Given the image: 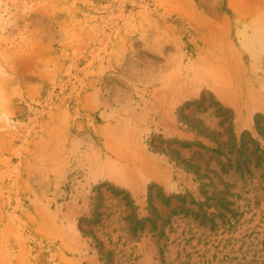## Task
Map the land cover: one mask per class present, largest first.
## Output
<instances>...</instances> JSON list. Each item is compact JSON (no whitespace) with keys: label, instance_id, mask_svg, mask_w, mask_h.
Here are the masks:
<instances>
[{"label":"rangeland","instance_id":"1","mask_svg":"<svg viewBox=\"0 0 264 264\" xmlns=\"http://www.w3.org/2000/svg\"><path fill=\"white\" fill-rule=\"evenodd\" d=\"M4 4L0 264H264V0Z\"/></svg>","mask_w":264,"mask_h":264},{"label":"clouds","instance_id":"2","mask_svg":"<svg viewBox=\"0 0 264 264\" xmlns=\"http://www.w3.org/2000/svg\"><path fill=\"white\" fill-rule=\"evenodd\" d=\"M11 7L15 8L16 5L13 4V5H11ZM3 9H4V11H3L2 15H0V21L3 22L4 31H7L8 27L13 26V23H14L13 15L14 14H10V6L8 4H4Z\"/></svg>","mask_w":264,"mask_h":264}]
</instances>
